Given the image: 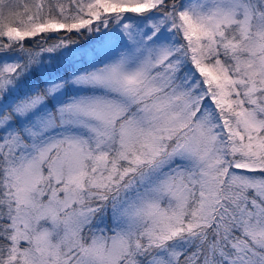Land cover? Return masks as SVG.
Segmentation results:
<instances>
[{
	"label": "snow or ice",
	"instance_id": "6c2138e0",
	"mask_svg": "<svg viewBox=\"0 0 264 264\" xmlns=\"http://www.w3.org/2000/svg\"><path fill=\"white\" fill-rule=\"evenodd\" d=\"M0 264H264V0H0Z\"/></svg>",
	"mask_w": 264,
	"mask_h": 264
}]
</instances>
